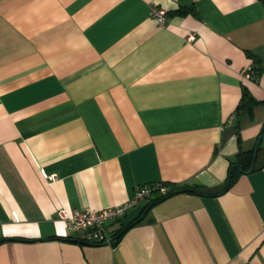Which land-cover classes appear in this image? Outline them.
<instances>
[{
	"label": "crops",
	"instance_id": "1",
	"mask_svg": "<svg viewBox=\"0 0 264 264\" xmlns=\"http://www.w3.org/2000/svg\"><path fill=\"white\" fill-rule=\"evenodd\" d=\"M262 129L259 168L221 192ZM262 143L259 0H0V264H264ZM156 182L190 191L114 244L81 243L56 218Z\"/></svg>",
	"mask_w": 264,
	"mask_h": 264
},
{
	"label": "built area",
	"instance_id": "2",
	"mask_svg": "<svg viewBox=\"0 0 264 264\" xmlns=\"http://www.w3.org/2000/svg\"><path fill=\"white\" fill-rule=\"evenodd\" d=\"M150 13L159 27L165 26L166 11L164 9L153 5ZM193 37L192 34H189L187 39L191 40ZM242 76L251 79L252 68L247 67L243 71ZM152 189H158L161 194H166L168 190L160 182L153 183L152 185H138L134 188L132 197L124 204L101 210L75 209L70 213L64 209H60L56 213V218L63 221L70 231L79 233L80 239L86 243H109L110 235L108 227L116 219L123 216L129 208L145 201Z\"/></svg>",
	"mask_w": 264,
	"mask_h": 264
},
{
	"label": "trees",
	"instance_id": "3",
	"mask_svg": "<svg viewBox=\"0 0 264 264\" xmlns=\"http://www.w3.org/2000/svg\"><path fill=\"white\" fill-rule=\"evenodd\" d=\"M259 1L264 5V0H259ZM256 74H257L256 71L252 68V77H251L252 80H257ZM249 99L250 98L248 97L247 93L246 92H243L242 99H241L240 103L238 104V106L236 108V114L237 115L240 116V115H242L244 113H248L252 109L253 102H250ZM261 151H262V149H261V147H259L258 148V154ZM252 154H253V151H247V152L246 151H244V152L241 151V152H239L237 154V157H236V161L235 162L239 163L240 166H241V168L243 170H247L250 167V165H251ZM236 173H237L236 170H233L231 172V174H230V181H229L230 184L233 182ZM152 184L153 183H150L148 185H152ZM162 184L167 187V189H168L167 190V193L166 194H161L158 189H152L151 192H150V194H149V196L146 199H148V198L151 197L153 200H151V202H149L144 207V211L146 209L149 210L152 207L153 204H156V203H158V202H160V201H162V200H164V199L172 196L173 194H176V193H179V192H188V191H190V189L187 187V185H181V186H179V185H172V184H167V183H162ZM142 213L137 218H135L130 223H128L127 225L120 226L117 230L113 231L110 234V238H113V240L111 242H109V243L110 244L111 243L112 244L116 243V241H118V239L121 237V235L128 228H130L131 226H133V225L138 224L139 222H141L143 218L142 219H139V218L142 215ZM125 214L123 216H121L120 218L116 219L115 221H119L122 217L125 216ZM93 244H102V243H93Z\"/></svg>",
	"mask_w": 264,
	"mask_h": 264
},
{
	"label": "water",
	"instance_id": "4",
	"mask_svg": "<svg viewBox=\"0 0 264 264\" xmlns=\"http://www.w3.org/2000/svg\"><path fill=\"white\" fill-rule=\"evenodd\" d=\"M262 134H263V129L261 130V132H260V134H259V137H258V139H257V142H256V144H255V146H254L253 154H252V160H251V165H250V167H249L247 170H243L239 164H234V165H232V166L230 167V172H229V174H228V177H227V179H226V181H225L224 188H223V190H222L221 192H225V191L228 189V186H229V183H230V182H229V181H230V174H231V172H232L234 169H237V170H239V171H241V172L250 173V172H252L253 170L259 168L258 165H257V163H256V157H257V152H258L259 145H260V143H261V141H262ZM192 191H194V190L192 189ZM147 210H148V209H146V210L142 213V215L140 216L139 219L144 218V216H145ZM112 240H113V238H110V239H109V242H111ZM79 241H80L81 243H86V242H84L83 240H79Z\"/></svg>",
	"mask_w": 264,
	"mask_h": 264
},
{
	"label": "rangeland",
	"instance_id": "5",
	"mask_svg": "<svg viewBox=\"0 0 264 264\" xmlns=\"http://www.w3.org/2000/svg\"><path fill=\"white\" fill-rule=\"evenodd\" d=\"M264 143H262V145H263Z\"/></svg>",
	"mask_w": 264,
	"mask_h": 264
}]
</instances>
